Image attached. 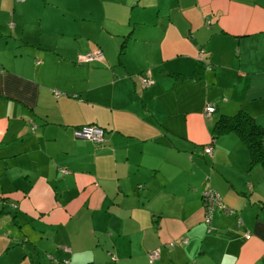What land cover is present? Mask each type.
I'll return each mask as SVG.
<instances>
[{"label": "crops", "instance_id": "crops-1", "mask_svg": "<svg viewBox=\"0 0 264 264\" xmlns=\"http://www.w3.org/2000/svg\"><path fill=\"white\" fill-rule=\"evenodd\" d=\"M240 109L264 126V0H0V264H264V163L212 132Z\"/></svg>", "mask_w": 264, "mask_h": 264}, {"label": "built area", "instance_id": "built-area-1", "mask_svg": "<svg viewBox=\"0 0 264 264\" xmlns=\"http://www.w3.org/2000/svg\"><path fill=\"white\" fill-rule=\"evenodd\" d=\"M81 60L84 61H92V60H103L105 59V52L102 48L96 47L89 52L82 54L80 56ZM200 59L205 60V52L204 49L201 48ZM140 84L143 87L149 86L155 82L154 77L150 74V72H140L138 74ZM216 106L213 103H208L205 106L204 114L205 116L210 117ZM33 127L36 126L35 122L32 121ZM74 134L80 138H86L90 140H94L96 142H104L106 140L105 128L98 124L93 123H85L75 126ZM206 152L209 154L213 153V145H209L205 147ZM63 172L68 171L67 168H62ZM203 203L205 207V219L208 223H210L214 211L219 208L220 210L227 211L232 213L233 210L227 205L224 201L221 193L214 187L208 186L203 190ZM251 232H247L246 236L250 237ZM184 242L188 240V237H184L182 239ZM161 254V249L159 247L154 248L149 251L148 258L149 262L153 263L155 259H157Z\"/></svg>", "mask_w": 264, "mask_h": 264}, {"label": "trees", "instance_id": "trees-1", "mask_svg": "<svg viewBox=\"0 0 264 264\" xmlns=\"http://www.w3.org/2000/svg\"><path fill=\"white\" fill-rule=\"evenodd\" d=\"M235 131L247 143L252 163L261 161L264 163V126L260 124L254 115L245 109L236 113L221 114L214 122L212 132L214 136Z\"/></svg>", "mask_w": 264, "mask_h": 264}, {"label": "rangeland", "instance_id": "rangeland-1", "mask_svg": "<svg viewBox=\"0 0 264 264\" xmlns=\"http://www.w3.org/2000/svg\"><path fill=\"white\" fill-rule=\"evenodd\" d=\"M217 189V188H216ZM218 190V189H217ZM219 191V190H218ZM220 192V191H219ZM221 193V192H220ZM222 195V194H221ZM223 197V196H222ZM224 199V198H223ZM225 201V200H224ZM228 205V204H227ZM229 206V205H228ZM232 210H233V212L235 211V209L234 208H232L231 206H229ZM216 210H220L219 208H217ZM220 211H223V210H220ZM215 212V211H214ZM223 212H225V213H227V214H231V213H229V212H227V211H223ZM232 212V213H233Z\"/></svg>", "mask_w": 264, "mask_h": 264}]
</instances>
